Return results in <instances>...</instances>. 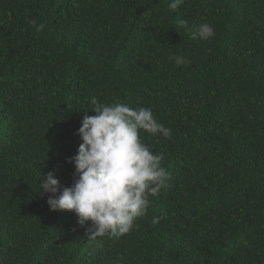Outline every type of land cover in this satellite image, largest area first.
Here are the masks:
<instances>
[{
	"label": "trees",
	"instance_id": "obj_1",
	"mask_svg": "<svg viewBox=\"0 0 264 264\" xmlns=\"http://www.w3.org/2000/svg\"><path fill=\"white\" fill-rule=\"evenodd\" d=\"M170 3L0 0V264H264V0ZM93 96L172 131H141L170 179L118 239L38 192L73 185Z\"/></svg>",
	"mask_w": 264,
	"mask_h": 264
},
{
	"label": "clouds",
	"instance_id": "obj_2",
	"mask_svg": "<svg viewBox=\"0 0 264 264\" xmlns=\"http://www.w3.org/2000/svg\"><path fill=\"white\" fill-rule=\"evenodd\" d=\"M184 0H171L176 9ZM27 23L35 32L45 25L35 19ZM193 39L208 40L215 36L210 23H194L190 27ZM177 65L186 63L181 56H170ZM91 108L95 115L83 116L78 135L82 139L77 153L68 157L74 165L75 180L63 187L54 172L41 177L39 190L47 195L50 210H70L77 222L85 226L89 238H120L133 230L135 221L147 215L150 197L167 186L169 172L162 166L163 155L154 154L140 137L141 131L170 139L172 131L157 121L151 108H133L123 103H101L93 96ZM87 109V108H86ZM159 217L152 218V224Z\"/></svg>",
	"mask_w": 264,
	"mask_h": 264
}]
</instances>
